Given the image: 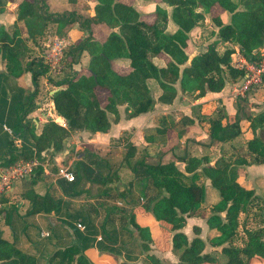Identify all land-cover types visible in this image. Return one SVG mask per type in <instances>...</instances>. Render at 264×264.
Listing matches in <instances>:
<instances>
[{"label":"trees","instance_id":"obj_1","mask_svg":"<svg viewBox=\"0 0 264 264\" xmlns=\"http://www.w3.org/2000/svg\"><path fill=\"white\" fill-rule=\"evenodd\" d=\"M7 1L0 0V12L4 11ZM96 1L94 15L87 16L76 10L50 11L45 0H23L18 5V21L25 26L27 36L22 35L17 23L12 32L0 26V64L6 59L7 72L16 78L31 72L34 84L39 77L50 73V66L41 56L25 60L27 39L35 41L44 35L49 23L56 24V33L62 36L74 23L87 34L67 47L59 71L63 76L52 82L57 87L52 95L55 112L64 119L65 125L50 119L40 134L30 130L32 147L22 145L18 148L12 141L0 166L37 159L40 164L34 174L40 176L45 161L43 151L63 150L65 139L73 131L86 130L92 134L109 131L112 123L120 118V106L125 107L126 117L131 118L153 110L157 102L173 103L180 92L203 96L207 92L222 91L228 81L238 80L244 74L242 69L231 64L233 48L219 50L226 42L236 43L248 61H260L263 57L264 0H147L156 3L152 22L142 18V13L134 6L136 0ZM214 5L230 13V22L224 23L220 15H215L214 21L219 27L217 38L190 57L187 48L191 31L211 13ZM169 19L176 25L173 32L168 31ZM95 25H104L110 31L103 38L97 37L93 32ZM82 59L87 62L81 64ZM121 62L130 68L128 73L114 68V64ZM76 64H80L81 69H76ZM98 89L107 93L104 103ZM240 99L246 100V96ZM30 103L29 100L20 104L21 113L14 128L16 134L29 129L23 120L36 107ZM237 106L239 109L233 117L219 109L214 116L205 118L208 138L204 141L186 138L187 126L194 122L193 118L162 115L146 139L166 147L170 131H175L176 144L186 139L183 153L156 164L145 158L133 164L128 160L133 173L152 192L148 200L153 214L174 232L172 246L182 264L218 263V258L206 251L199 227L194 228L196 236L191 241L180 231L185 215L202 213L207 215L210 229L216 232L208 236V243L222 247L228 264H248L258 255L264 257V226L249 228L242 221V214L249 215L256 198L255 190L238 181L244 166L264 163V109L248 114L239 102ZM244 127L253 134L245 142L244 154L224 151L216 159L212 158V146L232 143L244 133ZM136 151V146L128 142L122 162L126 163ZM90 155L91 162L100 168L103 158ZM176 161L185 163L184 170ZM87 163L80 161L81 169L76 171L75 179L70 181L72 184L81 178ZM113 165L110 163V168ZM107 177L104 176L100 183H106ZM206 179L210 180L217 199L203 207L207 198ZM26 197L32 203L30 215L49 213L58 207V201L50 193L40 195L32 187L27 190ZM259 211L264 224V203ZM9 213L6 223L16 234ZM241 229L243 236H240ZM147 259L152 264H162L154 255L148 254ZM47 261L49 264H92L84 249L73 244L56 247ZM0 264H37V259L29 251L22 250L16 239L13 242L4 239L0 228Z\"/></svg>","mask_w":264,"mask_h":264},{"label":"crops","instance_id":"obj_2","mask_svg":"<svg viewBox=\"0 0 264 264\" xmlns=\"http://www.w3.org/2000/svg\"><path fill=\"white\" fill-rule=\"evenodd\" d=\"M22 1H7L4 11L0 12V26L3 25L12 32L14 24L17 23L22 35L26 37L25 26L21 21H18V5ZM45 1L50 11L77 10V12L87 16L94 15L97 4L96 0H92L93 5L88 8V12L85 14L77 8L70 9L67 6L68 9L57 10L54 6L58 1L63 4H77L78 0ZM133 3L135 8L142 13L143 19L146 20L145 14L149 11H151L149 14H152V18L147 19V21L152 22L155 19L153 14L156 7L155 2L136 0ZM214 11L219 12L212 14ZM210 14L213 16L220 15L224 23L230 22V13L218 5H214ZM51 24L54 23H49L44 35L35 41L27 39L28 50L25 60L44 56L47 49L46 44L51 39L49 34ZM74 24L70 28H78L85 33L77 23ZM169 25L172 27L169 32H173L176 25L170 19ZM96 26L107 30L104 37L110 31L104 25ZM198 31L201 34V29L197 26L191 31V35ZM61 37L66 38L68 42L75 43L71 33H66L65 36ZM97 37L101 38V35ZM190 41L191 37L189 43ZM38 43L43 45L42 53H39ZM86 62L87 60H84V63ZM6 63L7 60L2 59L0 64V163L4 162L12 141L18 148L22 145L33 146L30 130L34 129L36 134H40L43 125L50 119L59 124H65L64 119L55 112L52 95L57 87L52 83L56 80L51 79V74L48 73L39 77L37 84H34L31 72H25L17 78L13 77L7 72ZM114 68L121 73L130 71V68L122 62L121 64H114ZM97 92L104 103L106 91L98 89ZM231 94L232 96L226 87L220 92H207L203 96H197L195 93L194 101L188 103L187 94L180 92L173 103L157 102L153 110L131 118L126 117L125 107L120 106V118L112 123L109 131L94 134L86 130L71 132L64 141L63 150L53 151L50 149L42 152L45 157L42 175L36 177V174H33L30 177L20 178L7 190L0 191L2 237L9 242L16 239L22 250L29 251L36 257L37 264H49L47 260L56 247L72 244L84 249L85 255L92 264H152L147 259L148 254L154 255L162 264H182L179 255L173 250L172 237L174 232L170 226L158 220L153 214L148 200L152 192L150 189H146L136 177L130 164L142 158L152 164L173 159L170 157V153H167L168 149L172 147H169L170 143H167L161 152L159 142L146 139L148 132L159 124V118L165 114H171L176 119L184 115L193 118L194 122L187 126L186 138L198 141L206 140L208 133L205 118L215 115L217 105H225L229 115L235 113L236 110H234V102L232 101L236 96H234L233 91ZM29 100L36 105L23 120V124L29 125V129L23 134H16L14 128L17 127L21 113L20 104ZM230 104L231 106H229ZM194 105H199L202 116L192 115V106ZM263 106L259 107L260 111L264 109ZM171 133V138L175 141L176 134L174 131ZM243 134L245 135L244 138L242 136L244 142L253 135L247 127ZM169 135L168 137H170ZM185 140V138L181 139L183 148ZM128 142L135 145L137 151L133 157H129L124 163L122 160ZM212 150L213 148H211V154H213ZM224 151L220 149L216 158ZM90 153L103 158L100 165L102 170L91 162L93 157ZM80 161L88 162V165L83 173L81 171V178L77 179L75 184L57 174L61 165L70 167L75 174L76 171L78 172V168L81 169L80 165L78 166ZM110 163L114 164L113 168H110ZM176 164L181 170H184V162L176 161ZM0 168L4 167L0 166ZM107 175V182L100 183L103 177ZM238 181L247 188H253L255 196L264 200V163H252L244 166L240 171ZM205 185L207 198L203 207H208L217 199V193L211 187L209 179L205 180ZM31 187L40 195H45L48 192L56 198L58 201L57 209L49 213L42 212L30 215L32 203L26 197V193ZM108 189L109 192L106 194ZM8 212H10V220L14 222L16 234L11 226L6 223ZM79 223L82 224L83 228L78 227ZM261 225L264 226L260 221L259 226ZM138 227L145 230L143 231ZM195 227L200 228L199 236L206 242V251L218 258V263L204 264H228L227 257L221 252L222 247L211 246L208 243V236L216 232L210 229L206 214L185 215V223L180 231L185 233L188 240L191 241L196 236ZM144 247L147 248L144 249ZM248 264H264V257L258 255Z\"/></svg>","mask_w":264,"mask_h":264},{"label":"rangeland","instance_id":"obj_3","mask_svg":"<svg viewBox=\"0 0 264 264\" xmlns=\"http://www.w3.org/2000/svg\"><path fill=\"white\" fill-rule=\"evenodd\" d=\"M90 4V5H88ZM93 5L92 0H78L77 4H71V3H66L63 4L62 2L58 1L54 4L55 9L57 10H64V9H68V7L71 8H77L83 11V13H87L88 8H90V6ZM155 10V9H154ZM77 11V10H76ZM219 12V11H218ZM218 12H212V14H218ZM151 11H149L148 13L145 14V18L147 19H151L152 18V14ZM154 14V11H153ZM84 15V14H83ZM207 18H205L199 25L198 27L201 29V34L198 32L194 33L193 35H191V41L188 45L187 51L190 55V57L194 56L195 54L203 51V48L205 49L207 44H209L210 42H212L213 40H215L217 38V31L219 29V27L216 25V22L214 21V16L211 14H206ZM75 25V24H73ZM72 25V26H73ZM75 27V26H74ZM56 30V25L55 24H51L50 25V38H54V36H58L61 37L62 35L55 33ZM172 27L169 25L168 26V31H171ZM93 32L95 35L100 36L101 38L104 37V35L107 33V30H103L101 27H97L96 25L93 27ZM67 33H71L73 34V39L75 40V42H78L81 38L85 37L87 34L83 33L81 30H79L78 28H70L69 31ZM65 36V35H64ZM72 44L71 42L69 43V45ZM68 45V46H69ZM39 46V53H42L44 48L43 45L41 43H38ZM233 48V52L237 53L239 50V46L234 43V42H229L227 44H224L222 46H219V50L224 51L226 48ZM264 50V49H263ZM262 50V51H263ZM37 51V50H36ZM237 56V54L232 55L231 57V64L233 62H235V57ZM163 59V56L160 57ZM161 59V60H162ZM84 59H82L81 64H83ZM62 65V63H61ZM75 68L77 69H81V65L76 64L74 65ZM51 74V79L54 80H59L62 78L63 73H60L59 71H53L50 72ZM240 80V78H238V80H231L228 81L226 83V88L229 92V94L232 96L231 91L233 90V86L235 85L236 82H238ZM234 84V85H233ZM195 93H188L187 94V99H188V103L189 102H193L195 99ZM234 97V96H233ZM231 101V100H230ZM234 110L239 109V107L237 106V102H239V106H242L244 108V111L248 114H255L258 111H260L259 107L264 105V87L262 88H258V89H254L251 90L250 92H248L246 94V100H241L240 97H234ZM261 102V103H258ZM231 106V104L229 105ZM202 107V106H201ZM264 107V106H263ZM216 109H222L223 111L227 112L225 105H217ZM232 113L230 116L233 117ZM192 115H201V109H199V105H194L192 106ZM247 124V122L245 123ZM244 124V126H245ZM174 133L176 134V132L174 131ZM127 135L129 134L128 132L126 133ZM170 137H168L167 142L170 143L169 147H171L170 149H168L167 153L169 152L170 157L174 158V154H180L183 153V146L182 143L180 142L179 144H176V140L174 141L171 137H172V133L170 131ZM244 134L241 135L238 139H236L235 141H233L232 143H217L215 144L212 148V153L211 154L214 158H216V156L218 155L220 149L221 150H225L226 152H232V154H244L246 152V144L244 142ZM174 142V144H173ZM172 148H175L174 152L171 151ZM163 147H161L160 151L162 152ZM249 158H251L250 156H248ZM264 203V200H261V198L256 197L253 201V205L250 209L249 215H245L242 214V221L245 222V226L249 227V228H256L260 225V216H259V208L260 206H262V204ZM240 236H243V230H240Z\"/></svg>","mask_w":264,"mask_h":264},{"label":"built area","instance_id":"obj_4","mask_svg":"<svg viewBox=\"0 0 264 264\" xmlns=\"http://www.w3.org/2000/svg\"><path fill=\"white\" fill-rule=\"evenodd\" d=\"M70 42L64 37L55 36L51 38L46 44V51L44 53V60L50 66V72L60 71L61 62L64 57L65 51ZM235 62L232 65L236 68L242 69L244 74L240 80L233 86V94L236 97H244L248 92L254 89L264 87V51L263 57L260 61H248L240 49L237 53ZM231 55V57H232ZM65 125V124H63ZM39 165L37 159L29 161H19L9 167L0 168V191H5L12 186V184L23 177H30L34 174L35 168ZM57 174L68 181L75 179L74 172L70 167L61 165L57 170ZM82 227V224H78Z\"/></svg>","mask_w":264,"mask_h":264}]
</instances>
